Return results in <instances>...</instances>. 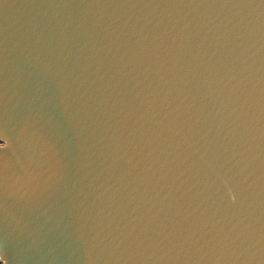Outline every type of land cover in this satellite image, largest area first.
Here are the masks:
<instances>
[{"label": "water", "instance_id": "water-1", "mask_svg": "<svg viewBox=\"0 0 264 264\" xmlns=\"http://www.w3.org/2000/svg\"><path fill=\"white\" fill-rule=\"evenodd\" d=\"M2 264H264V0H0Z\"/></svg>", "mask_w": 264, "mask_h": 264}, {"label": "trees", "instance_id": "trees-1", "mask_svg": "<svg viewBox=\"0 0 264 264\" xmlns=\"http://www.w3.org/2000/svg\"><path fill=\"white\" fill-rule=\"evenodd\" d=\"M0 264H2V263L0 262Z\"/></svg>", "mask_w": 264, "mask_h": 264}]
</instances>
